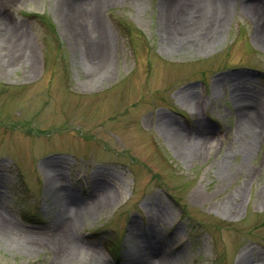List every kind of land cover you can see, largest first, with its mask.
<instances>
[{
	"label": "rangeland",
	"instance_id": "374dc122",
	"mask_svg": "<svg viewBox=\"0 0 264 264\" xmlns=\"http://www.w3.org/2000/svg\"><path fill=\"white\" fill-rule=\"evenodd\" d=\"M230 1L205 41L194 0H0L29 40L0 37V215L31 246L0 232V264H264V42L246 9L264 19V0ZM168 118L192 149L211 141L186 156Z\"/></svg>",
	"mask_w": 264,
	"mask_h": 264
},
{
	"label": "bare ground",
	"instance_id": "6f19581e",
	"mask_svg": "<svg viewBox=\"0 0 264 264\" xmlns=\"http://www.w3.org/2000/svg\"><path fill=\"white\" fill-rule=\"evenodd\" d=\"M104 1L105 0H93V3L102 4ZM230 3H231L230 0H219L215 4H212L211 2H208L207 0H194V3L190 4L191 5L190 10L195 9L196 14L200 13L199 9L203 10L201 11V14L198 15L200 16V22L198 24H200L199 26L201 27L203 26L204 30H207L204 32L205 33L204 38L206 37L205 41L212 40L214 37L217 36L216 34H218L222 26V17H225L227 15L229 8H230ZM184 5H187V4H184ZM254 5L255 4H248L246 5V9L252 12L255 17L254 37L258 39L260 42H264V19L262 18V13L259 10H257V8L254 7ZM186 7L188 8L189 6H186ZM215 13L219 15V19L218 17H215L214 19L212 18L213 14ZM76 16H78L77 13L75 14V19H77V21L79 20L82 21L80 17L77 18ZM21 26L23 25H18V23L8 24L5 19L4 20L2 19L0 21V37L3 38L6 41V43H10V49L18 48L19 46H21V44H22L23 49L24 48L26 49V47L29 45L28 44L29 40L27 39L28 38L27 33L26 31L22 30ZM180 31L181 30H178V31L174 30L173 35L168 36L171 39L170 42L174 43V45H176L177 47L185 46V44H187V38H185L184 36L186 33L180 32ZM91 42L94 45V48H95L94 51H96L94 57L97 62V67L101 69L105 66L104 59L108 55V48H107V45L109 43L108 37L102 30L101 31L99 30L98 38L93 37ZM101 47L103 48V50L101 49ZM236 97H240V96L237 95ZM246 113H247L245 114L246 117L249 116L251 118V120L248 121L249 122L248 129L250 132L251 139L253 141L256 138H258V132L262 130L257 107H254L253 111H249ZM163 129L166 131V133L170 137H172L174 140L178 142L179 151H182L183 153H185L186 156L189 155V157L195 156L202 149L203 144L205 142L211 141V137L209 138V136L206 135L207 137L204 140L200 141L203 143H198L200 144V146L198 147L196 145H193L194 149H192V145L189 143L190 140L188 139L187 134L184 132L180 124L173 118H168L164 120ZM189 150H191L190 152L192 153H190ZM247 150H248V153H251L253 150L252 145H249ZM50 183H51V180H50ZM50 190L51 191L49 192L52 194L54 190L51 188V186H50ZM6 221L7 220H5V218L0 215V232H4L7 236L13 239L18 238L22 244H24L27 247H31L29 246L30 240L28 238V235L23 234L22 232H19L16 229L12 228V226H10ZM137 230L136 229L132 230L131 232L132 237L135 235H138ZM141 245H143L139 247L141 251L150 250L149 243H145V244L141 243ZM71 247H72V252L75 251V246L73 244L71 245ZM81 248L83 247L80 246L78 250H80ZM146 254H150V253H146Z\"/></svg>",
	"mask_w": 264,
	"mask_h": 264
}]
</instances>
